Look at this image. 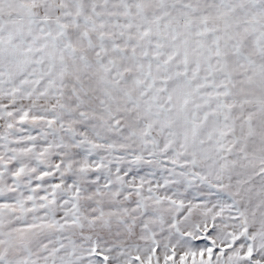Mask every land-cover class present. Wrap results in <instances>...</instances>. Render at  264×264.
Returning <instances> with one entry per match:
<instances>
[{
    "label": "snow or ice",
    "instance_id": "6c2138e0",
    "mask_svg": "<svg viewBox=\"0 0 264 264\" xmlns=\"http://www.w3.org/2000/svg\"><path fill=\"white\" fill-rule=\"evenodd\" d=\"M0 264H264V0H0Z\"/></svg>",
    "mask_w": 264,
    "mask_h": 264
}]
</instances>
